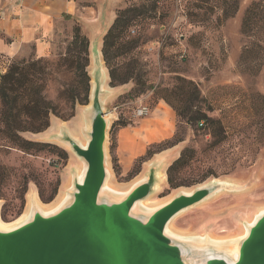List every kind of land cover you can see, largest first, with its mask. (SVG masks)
Masks as SVG:
<instances>
[{
	"label": "rangeland",
	"instance_id": "rangeland-1",
	"mask_svg": "<svg viewBox=\"0 0 264 264\" xmlns=\"http://www.w3.org/2000/svg\"><path fill=\"white\" fill-rule=\"evenodd\" d=\"M258 1L76 3L77 17L63 19L64 36L52 44V55L41 59L42 74L35 75V82L43 86V94L56 109L58 117L50 115L56 123L51 125L49 119L46 131L20 134L24 140L49 146L22 150L5 136L0 122L1 221L10 224L19 219L35 198L39 207L48 210L69 190L72 178L82 168L60 137L67 133L84 142L81 130L89 98L87 105L75 104L73 118L63 120L72 112L68 99L75 88L73 69L64 56L74 25L89 40L93 26L105 23L100 52L107 78L103 108L110 114L105 153L111 187L123 192L150 171L160 172L157 190L144 201L156 204L155 209L183 192L226 182L229 185L221 191L177 215L173 227L184 238H210L212 242L229 238L234 244L231 239L241 235L264 207V13L258 14L249 28L243 27L246 10ZM128 8L141 10L109 48L106 63L101 51L103 38L117 14ZM88 59L92 80L90 53ZM35 60L32 56L12 61L0 57V75L13 63ZM110 74L113 85L130 87L128 93L117 98L110 95ZM182 80L197 87L198 102L190 104L205 112L211 122L188 124L166 104L164 99L185 109L189 96ZM172 91H181V101ZM140 108H146L147 113L137 117L135 111ZM121 130L128 131L136 148L129 164L118 142ZM173 141L180 142L169 147ZM181 155L184 164L172 173L177 186L172 188L167 169Z\"/></svg>",
	"mask_w": 264,
	"mask_h": 264
},
{
	"label": "water",
	"instance_id": "water-1",
	"mask_svg": "<svg viewBox=\"0 0 264 264\" xmlns=\"http://www.w3.org/2000/svg\"><path fill=\"white\" fill-rule=\"evenodd\" d=\"M92 79L85 115L86 145L67 133L60 137L84 164L83 178L73 180L69 199L56 213L42 216L34 211L20 227L0 231V264H264V215L238 243L236 259L223 249L165 235V227L174 216L225 186L211 183L189 195L181 193L149 215L132 213V208L154 192V171L123 199L100 195L106 179L108 120L100 69L93 72Z\"/></svg>",
	"mask_w": 264,
	"mask_h": 264
},
{
	"label": "trees",
	"instance_id": "trees-1",
	"mask_svg": "<svg viewBox=\"0 0 264 264\" xmlns=\"http://www.w3.org/2000/svg\"><path fill=\"white\" fill-rule=\"evenodd\" d=\"M141 9L128 8L120 11L113 24L107 31L103 38L102 56L107 63L108 50L114 45L115 39L119 38L123 30L126 29L135 16H137ZM264 13V0L252 2L245 12L243 27L249 28L255 17L258 14ZM68 66L73 69L75 88L72 89L68 102L71 105L72 112L63 120H69L74 117L73 109L75 104L87 105L90 92V77L87 72L89 63V40L82 35L78 25H74L71 42L67 47L64 56ZM41 59H36L32 62H18L13 63L6 73L0 75V122L4 127L5 136L22 150H30L34 148H43L49 146L45 143H38L24 140L20 137L22 133H42L46 131L49 126L50 115L55 117L57 112L52 102L48 101L43 94L44 88L42 85L35 82V75L42 74ZM39 71V72H38ZM41 71V72H40ZM111 87H118L113 85V75L110 74ZM183 87L187 88L188 101L184 110L179 109L174 103L164 99L180 117L186 120V123L195 122L197 126H203L204 121L211 120L206 116L205 112L197 110L198 107L191 105V102H198L197 87L189 81L182 80ZM122 85L125 83H121ZM174 98L180 100L182 97L181 91H172ZM181 101V100H180ZM202 102V100L200 101ZM192 107L196 110L192 111ZM125 127L126 124H119ZM180 141H173L169 147L177 145ZM168 142H166L167 144ZM113 149V143L111 145ZM184 157L181 155L177 158L167 169V182L172 188L177 186L174 184L172 173L179 167L183 166ZM51 201V200H50Z\"/></svg>",
	"mask_w": 264,
	"mask_h": 264
},
{
	"label": "crops",
	"instance_id": "crops-1",
	"mask_svg": "<svg viewBox=\"0 0 264 264\" xmlns=\"http://www.w3.org/2000/svg\"><path fill=\"white\" fill-rule=\"evenodd\" d=\"M89 1L93 0H0V57L7 61L29 56L36 59L50 57L52 44L60 36H64L63 19L77 17L76 3ZM105 27V23H98L93 26L92 34L89 35L91 73L97 68L101 70L104 75L103 90L107 78L100 49ZM93 43L96 44L95 47ZM92 84L93 79L90 82V90ZM129 89L128 85L114 87L110 95L117 98L128 93ZM56 120L51 118V125L56 123ZM118 136V142L122 144L129 164L136 154L133 138L126 130H121Z\"/></svg>",
	"mask_w": 264,
	"mask_h": 264
},
{
	"label": "bare ground",
	"instance_id": "bare-ground-1",
	"mask_svg": "<svg viewBox=\"0 0 264 264\" xmlns=\"http://www.w3.org/2000/svg\"><path fill=\"white\" fill-rule=\"evenodd\" d=\"M104 90L106 91V88L105 87H104ZM88 109H89V106H87L85 108V115H86V111H88ZM106 119L108 120V124H109L110 114H106ZM86 129H87V125H86V121H84V127L81 130V133H82L83 136H84V132L86 131ZM80 144L82 146H85L86 145V140H84V142H80ZM84 171H85V166L82 163V168L76 173L75 178H72V180H71V183H70V186H69V190L67 192H65V194L62 193L59 196V198L56 201V203L53 206H51L50 208H48V210H45V209H42L41 207H39L38 201L35 198V199H33L30 202V209H29V211H26L16 221H14V222H12L10 224H4L1 221V219H0V231L7 232V231H11V230H14V229L20 227L21 225H23L24 223H26L31 218V216L33 215V212L34 211L39 212L42 216H49V215H52V214L56 213L57 211H59V209L61 207H63L64 206V203H66V201L69 199V192L72 189L73 180L74 179H77L80 182L82 180V178H83ZM105 171H106V179H105V182H104V184L102 186L100 195L101 196L102 195L103 196H106L107 198H110V199H113V198L123 199V198H125L137 185H139L140 183H142L143 181H145V177H143L140 180L134 182L129 187L128 190L122 192V191H120V190H118L116 188L111 187V185H110V171H109L108 167L106 166V164H105ZM155 176H156L157 182H156V184L153 187V191H156L157 190V188H158V186L160 184V181L162 179L160 172H157ZM215 183H217L219 185H222V186H228L229 185L226 182L215 181ZM204 186H206V185H204ZM204 186H201L199 188H202ZM183 194L184 195H189L190 193L183 192ZM144 201L145 200L136 202L134 204L133 208H132V213L141 212L143 214L149 215V214L155 212L156 210H158L159 208L163 207L167 203H169L171 200L168 201V202H166V203H164L163 205L155 208V209H152V208H154L156 206V204L155 205H150L148 203L146 204ZM177 215H179V214H177ZM262 215H264V207L258 209V211L256 212V214L252 217V219L243 228L241 235L237 236L236 239H233V240L231 239V242H235L234 244H232V243L230 244V242H228V239L229 238H219V239L214 238L215 239L214 242H212V240L210 238H204V240H201V239L195 238V237H194L195 238L194 240L193 239H188L187 237L184 238L182 236L183 234L177 233V232L174 231L173 220H174V218L176 216H174L167 223V225L165 227V230H164V233H165L166 236H168L170 238H173V239H175L177 241H180V242H187L188 241L190 243L198 244L200 246H211L212 248H214L216 250L223 249V250H225V251L228 252V254L232 257V259H236V257H237V246H238V243L247 236L249 228L252 227L256 223V221ZM173 231L175 233H173Z\"/></svg>",
	"mask_w": 264,
	"mask_h": 264
},
{
	"label": "built area",
	"instance_id": "built-area-1",
	"mask_svg": "<svg viewBox=\"0 0 264 264\" xmlns=\"http://www.w3.org/2000/svg\"><path fill=\"white\" fill-rule=\"evenodd\" d=\"M146 113H147L146 108H140L135 111V116L140 117V116L145 115Z\"/></svg>",
	"mask_w": 264,
	"mask_h": 264
}]
</instances>
